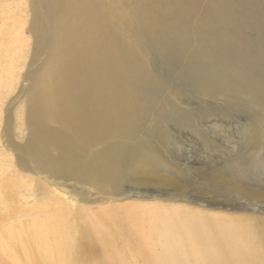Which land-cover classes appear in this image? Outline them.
Instances as JSON below:
<instances>
[{"label": "bare ground", "instance_id": "obj_1", "mask_svg": "<svg viewBox=\"0 0 264 264\" xmlns=\"http://www.w3.org/2000/svg\"><path fill=\"white\" fill-rule=\"evenodd\" d=\"M27 3V84L0 104V264H264L258 218L121 203L157 184L188 202L170 158L185 133L219 154L203 126L233 115L250 153L202 186L264 210V0Z\"/></svg>", "mask_w": 264, "mask_h": 264}, {"label": "rangeland", "instance_id": "obj_2", "mask_svg": "<svg viewBox=\"0 0 264 264\" xmlns=\"http://www.w3.org/2000/svg\"><path fill=\"white\" fill-rule=\"evenodd\" d=\"M28 3L26 5V0H0V19L8 23L5 27L0 24L2 29V34H0V104L2 105V118H4L8 112L12 111L8 103L16 95L18 88L24 83L20 75L27 70L28 58L26 59L25 56L28 50V38L31 34L28 29V23L26 27L24 23L28 17H31ZM10 16H13L11 20L9 18ZM3 38H5V40H3ZM24 38H26V41H24ZM12 39L16 42L15 49L9 52L6 50V47H1L3 41L12 44ZM9 44L7 48L11 49ZM15 50L16 52L14 53ZM193 108H195V106H193ZM214 124L217 127V131H213L211 133L212 135L209 134V137L212 143L219 148V154L204 149L194 138H191L185 133L184 137L188 141L185 142L182 138L183 141H180L178 144V152L170 158L172 163L179 165L181 170L185 173L175 176V180L176 185L181 189L182 193L186 195L188 202L180 201L174 203L166 201L171 194H175V191L173 189L164 190V186L162 187L157 184V188H155L156 193H152L149 198H139L132 194L121 203L158 202L162 204L187 206L205 212H223L235 216L255 217L264 224V210L262 209V204L250 202L249 200H240L237 203L228 202L226 198L216 197L214 192L205 190L202 186L204 183L202 176L204 171L219 169L225 165L229 158L236 161L243 159L250 153L249 148L246 147L244 138L247 125L243 118L234 117L232 115L226 121H222L216 117L213 122H209V124H207V126L204 125L203 128L208 131ZM206 138L209 139L208 137ZM0 143L1 151L8 152L9 149L2 137H0ZM64 189L65 190H61L62 193L77 200L72 190ZM253 204H255L256 207L252 206ZM81 205L92 208L100 206L99 203H83Z\"/></svg>", "mask_w": 264, "mask_h": 264}]
</instances>
